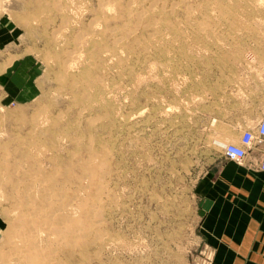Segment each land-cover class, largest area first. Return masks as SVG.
I'll return each instance as SVG.
<instances>
[{"label":"rangeland","instance_id":"1","mask_svg":"<svg viewBox=\"0 0 264 264\" xmlns=\"http://www.w3.org/2000/svg\"><path fill=\"white\" fill-rule=\"evenodd\" d=\"M0 33V264H197L211 90L264 68V0H0Z\"/></svg>","mask_w":264,"mask_h":264},{"label":"crops","instance_id":"2","mask_svg":"<svg viewBox=\"0 0 264 264\" xmlns=\"http://www.w3.org/2000/svg\"><path fill=\"white\" fill-rule=\"evenodd\" d=\"M254 61L243 57L223 85L211 90L218 94L216 138L223 142L240 145L264 112V68ZM16 76L22 78L19 68L11 78L2 76L8 90ZM263 151L254 146L243 166L220 156L195 185L196 241L203 246L197 264L207 257L208 264H264V172L257 167Z\"/></svg>","mask_w":264,"mask_h":264},{"label":"built area","instance_id":"3","mask_svg":"<svg viewBox=\"0 0 264 264\" xmlns=\"http://www.w3.org/2000/svg\"><path fill=\"white\" fill-rule=\"evenodd\" d=\"M254 146H264V112L262 113L257 126L244 132L240 145L231 143L222 147L223 157L228 162L243 166L249 152L253 150ZM257 167L260 171L264 172V151L257 162ZM209 261L210 259L207 257L205 264H208Z\"/></svg>","mask_w":264,"mask_h":264},{"label":"bare ground","instance_id":"4","mask_svg":"<svg viewBox=\"0 0 264 264\" xmlns=\"http://www.w3.org/2000/svg\"><path fill=\"white\" fill-rule=\"evenodd\" d=\"M110 9V8H109ZM216 145L217 146H219L220 148H222L224 145H226V143H222V142H217L216 141ZM223 149V148H222ZM70 204V203H69ZM68 206H66V207H64V208H67ZM70 209V208H69ZM65 210H67V209H65ZM97 210V209H96ZM92 212V211H91ZM94 212H95V210H94ZM93 214V213H92ZM94 214H97V212L96 213H94ZM93 214V215H94ZM96 216V215H95ZM29 222H31V221H29ZM28 224V223H27ZM47 228H50V227H48L47 226ZM64 232H69V233H71L72 232V234H74L76 231H77V229H75L74 227L73 228H71V227H63V228H61ZM42 232L44 233H48V231L46 230V228H44V227H42ZM58 261V260H57ZM56 262V261H55ZM57 263V262H56ZM59 263V262H58ZM60 264V263H59Z\"/></svg>","mask_w":264,"mask_h":264}]
</instances>
